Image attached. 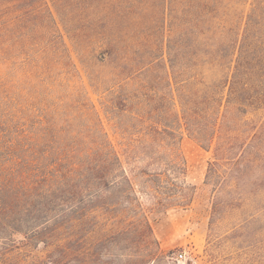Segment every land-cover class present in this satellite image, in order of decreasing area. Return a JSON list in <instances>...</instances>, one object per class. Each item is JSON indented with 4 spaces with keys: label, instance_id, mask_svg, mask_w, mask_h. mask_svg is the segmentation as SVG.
Listing matches in <instances>:
<instances>
[{
    "label": "rangeland",
    "instance_id": "obj_1",
    "mask_svg": "<svg viewBox=\"0 0 264 264\" xmlns=\"http://www.w3.org/2000/svg\"><path fill=\"white\" fill-rule=\"evenodd\" d=\"M14 2L4 9L0 3V108L16 94L28 98L32 111L0 113V181L13 173L17 176L18 140L30 139L44 149L91 145L96 128L92 106L99 111L112 143L122 142L100 106L109 91L130 82L129 74L159 56L161 47L165 50L176 43L178 28L185 33L183 48L207 55L210 45L223 42L217 26L232 24L234 36L242 38L255 2L260 8L251 17V36L258 46L264 44V0ZM55 28L63 34L79 76L50 48L49 33ZM41 50L52 69L49 87L42 85L48 71L38 70ZM244 120L252 131L244 146L249 144L248 148L233 162L217 161L213 167L218 177L206 178L209 165L216 162L213 149L205 151L183 136L185 182L193 188V197L187 207L149 214L160 251L153 240L128 236L121 209L112 214L97 207L96 200L83 198L74 240L66 239L63 228L53 231L41 226L36 237L32 230L12 235L0 228V264H264V107ZM241 131L243 139L247 134ZM141 168L153 172L156 166L137 161L128 170ZM137 196L148 208L145 199ZM59 203L45 213L44 220L63 216ZM179 252L186 254L182 263L175 259Z\"/></svg>",
    "mask_w": 264,
    "mask_h": 264
},
{
    "label": "trees",
    "instance_id": "obj_2",
    "mask_svg": "<svg viewBox=\"0 0 264 264\" xmlns=\"http://www.w3.org/2000/svg\"><path fill=\"white\" fill-rule=\"evenodd\" d=\"M0 3L4 9L15 2ZM257 8L260 6L254 2L240 40L234 36L232 24L229 28L217 26L223 42L210 45L207 55L195 48H183L185 33L178 28L176 43L165 46V50L161 47L159 56L129 74L128 84L109 91L100 109L108 122H114L113 134L122 141L117 145L112 143L95 106L91 112L96 128L89 146L44 149L30 139L18 140L17 176L13 173L0 181L1 231L13 235L32 230L36 237L38 227L53 231L63 228L66 239L74 240L79 204L83 198H92L106 212L116 214L121 209L128 236L153 240L160 251L149 214L187 207L193 197V188L185 182L187 166L180 148L183 136L205 151L213 149L216 162L209 165L207 179L218 177L213 167L217 161L233 162L248 148L249 144L244 146L252 131L244 118L264 107V44L258 46L251 36V17ZM8 28L11 31L13 24ZM55 29L49 33L50 48L79 76L63 34ZM6 50L11 52L12 48ZM39 56L42 62L38 70L48 71L49 77L42 85L49 87L53 85L52 69L43 60V50ZM24 98L13 95L3 103L0 113H30L32 106ZM241 129L247 134L243 139ZM137 161L156 168L153 172L142 168L129 171ZM137 195L145 199L148 208H143ZM59 201L63 216L44 220L45 213L52 212Z\"/></svg>",
    "mask_w": 264,
    "mask_h": 264
},
{
    "label": "built area",
    "instance_id": "obj_3",
    "mask_svg": "<svg viewBox=\"0 0 264 264\" xmlns=\"http://www.w3.org/2000/svg\"><path fill=\"white\" fill-rule=\"evenodd\" d=\"M175 259L178 262H180V263L184 262L186 260V254H185V252H179V253H177L176 256H175Z\"/></svg>",
    "mask_w": 264,
    "mask_h": 264
}]
</instances>
